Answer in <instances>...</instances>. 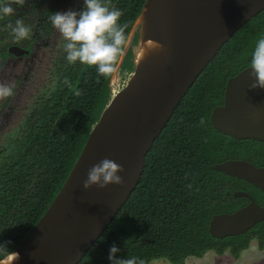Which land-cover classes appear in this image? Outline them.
<instances>
[{"label": "water", "instance_id": "obj_1", "mask_svg": "<svg viewBox=\"0 0 264 264\" xmlns=\"http://www.w3.org/2000/svg\"><path fill=\"white\" fill-rule=\"evenodd\" d=\"M263 10L264 0H145L125 51L126 55L131 50L132 72H120L124 55L110 79L111 97L65 181L45 213L0 264H78L138 185L147 152L202 70ZM137 20L142 21L139 29L133 27ZM250 71L228 80L225 105L214 108L210 116L216 130L228 133V122L243 124L246 106L248 111L256 108L259 96L250 88ZM117 76L126 83L114 90L111 82ZM104 158L122 166L118 174L123 183L83 188L88 169ZM216 169L254 185L257 174L264 177L243 163ZM263 219L264 209L251 202L233 214L212 216L208 231L217 239L242 235Z\"/></svg>", "mask_w": 264, "mask_h": 264}, {"label": "trees", "instance_id": "obj_2", "mask_svg": "<svg viewBox=\"0 0 264 264\" xmlns=\"http://www.w3.org/2000/svg\"><path fill=\"white\" fill-rule=\"evenodd\" d=\"M106 1L112 4V0ZM143 3H116L115 8L123 13L120 23L128 25L126 31H130ZM243 43L240 39L233 45ZM135 44L136 36L132 40ZM225 50L207 64L174 110L146 154L138 185L78 264H109L108 249L113 243L120 248L118 257L136 256L144 264L155 260L185 264L186 259L201 258L208 251L218 256L228 252L237 258L251 240H257V248L264 250V223L231 238L217 239L208 231L212 216L221 211L214 200L225 190L221 174L212 169L218 141L210 137L208 120L214 94L223 85ZM119 69L126 75L132 72L130 49ZM111 76L97 78L94 66L86 65L81 71L70 93L78 114L74 120L61 119V125L77 130L68 140V151L57 155L56 145L46 144L45 139L28 152L20 151V158L12 165L0 168V244L8 247L0 249V259L25 238L62 186L111 97ZM76 90L80 95H75ZM36 151L39 156L43 152L42 158Z\"/></svg>", "mask_w": 264, "mask_h": 264}, {"label": "flooded vegetation", "instance_id": "obj_3", "mask_svg": "<svg viewBox=\"0 0 264 264\" xmlns=\"http://www.w3.org/2000/svg\"><path fill=\"white\" fill-rule=\"evenodd\" d=\"M117 2L112 0V4L108 5L106 1L111 8ZM13 7L15 10L12 14L0 19V82L15 86L11 97L0 100V168L12 165L20 158V151L28 152L30 147L45 139L46 144L56 145L54 152L57 155L68 151V140L77 130L61 125V119L66 116L74 120L78 114L70 93L74 91L76 81L86 66L79 62L69 64L65 60L64 40L48 19L51 12L80 11L83 0H24L23 4H14ZM16 19L31 28L29 38L20 41L14 39L10 26L14 25ZM261 34H264V10L251 18L221 48L226 49L224 52L228 55L224 60L226 67L222 69L223 85L214 94V107L208 119L210 137L218 141L212 169L221 174L225 183L222 196L214 200L221 210L215 215L233 214L251 202L264 209V177L257 174L254 182L258 185H254L244 178L216 169L218 165L243 163L264 175V89L255 88L259 99L256 100L255 109L248 111L246 106V113L241 117L243 124L237 126L228 122L229 132L236 131L238 135L216 130L210 120L212 110L225 105L228 80L249 69L250 52ZM240 39L243 45H233ZM65 78L68 84H65ZM42 155L43 152L40 156L38 154L40 158ZM38 168L36 166V171ZM263 223L264 219L254 226ZM231 237L236 236L224 238ZM253 241L258 244L257 240H251L250 244Z\"/></svg>", "mask_w": 264, "mask_h": 264}, {"label": "clouds", "instance_id": "obj_4", "mask_svg": "<svg viewBox=\"0 0 264 264\" xmlns=\"http://www.w3.org/2000/svg\"><path fill=\"white\" fill-rule=\"evenodd\" d=\"M24 0H0V19L14 12L13 5H21ZM123 15L119 8H109L106 0H83L80 11L67 10L51 12L48 17L53 28L63 38L65 60L69 64L79 62L82 65L94 66L99 77H108L119 67L120 61L131 41V31H126L128 25L120 23ZM135 29L142 27V21L137 20ZM14 39L20 41L31 36V28L20 19H16L10 26ZM249 76L253 79L250 88H264V34L258 36L248 58ZM65 84H68L65 78ZM14 85L0 82V100L14 94ZM75 95H80L76 90ZM123 171L120 164L112 159L104 158L93 164L87 171V178L83 188L92 185L105 188L109 184L120 185L122 177L118 174ZM8 248L0 244V249ZM120 248L113 243L108 249L109 264H144L136 256L118 257ZM15 258L18 254L14 253Z\"/></svg>", "mask_w": 264, "mask_h": 264}, {"label": "rangeland", "instance_id": "obj_5", "mask_svg": "<svg viewBox=\"0 0 264 264\" xmlns=\"http://www.w3.org/2000/svg\"><path fill=\"white\" fill-rule=\"evenodd\" d=\"M125 83L126 79L122 76H117V79L115 77L111 82L114 90L122 88ZM150 264L169 263L165 260H155ZM185 264H264V250L259 251L256 241H253L237 258H233L228 252L218 256L213 251H208L201 258L186 259Z\"/></svg>", "mask_w": 264, "mask_h": 264}]
</instances>
